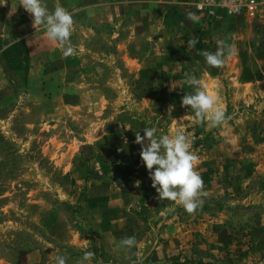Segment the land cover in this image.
<instances>
[{"label":"rangeland","instance_id":"1","mask_svg":"<svg viewBox=\"0 0 264 264\" xmlns=\"http://www.w3.org/2000/svg\"><path fill=\"white\" fill-rule=\"evenodd\" d=\"M194 1L44 0L73 15L67 57L20 0L0 6V264H264V25ZM220 40L235 54L213 68L200 53ZM188 76L226 124L182 106ZM146 127L189 134L208 193L194 215L151 186Z\"/></svg>","mask_w":264,"mask_h":264},{"label":"clouds","instance_id":"2","mask_svg":"<svg viewBox=\"0 0 264 264\" xmlns=\"http://www.w3.org/2000/svg\"><path fill=\"white\" fill-rule=\"evenodd\" d=\"M8 0H0V6H6ZM20 5L33 18V27L40 26L45 30L49 41L59 45L63 56L73 54L70 37L74 26L72 13L57 4L54 11H49L44 0H20ZM187 17L193 23L201 19L194 12L187 13ZM199 41L190 38L187 41L188 49H195ZM208 66L222 68L225 60L235 54L233 45L224 40L217 41L215 52L203 51L200 53ZM185 83L193 88V94H185L182 97V106L190 107L196 121L207 124L208 127H219L228 122L230 117L220 106V98L211 95L207 91V84L195 76H188ZM156 127L143 129L144 135L136 134L135 143L141 146L140 157L149 172L152 181L151 186L156 190L160 200H169L182 206L189 215H194L198 208L202 207V197L208 193L204 190L201 176L196 171L199 156L191 150V141L186 131L177 129L173 134L157 137ZM139 186V181H137ZM135 237H127L119 242L120 246L132 248L136 246ZM95 252L86 250L80 264L91 261ZM56 264H66L67 257L58 255ZM97 264H103L98 260Z\"/></svg>","mask_w":264,"mask_h":264},{"label":"built area","instance_id":"3","mask_svg":"<svg viewBox=\"0 0 264 264\" xmlns=\"http://www.w3.org/2000/svg\"><path fill=\"white\" fill-rule=\"evenodd\" d=\"M264 5V0H195L194 7L198 12L209 14L241 15L253 6Z\"/></svg>","mask_w":264,"mask_h":264},{"label":"crops","instance_id":"4","mask_svg":"<svg viewBox=\"0 0 264 264\" xmlns=\"http://www.w3.org/2000/svg\"><path fill=\"white\" fill-rule=\"evenodd\" d=\"M235 18H233L234 20H242V19H245V20H248V21H252V22H257L258 23V26L263 23L264 25V7H261L260 8L258 7V10L256 13H250V11H248L245 15H236V16H233Z\"/></svg>","mask_w":264,"mask_h":264},{"label":"trees","instance_id":"5","mask_svg":"<svg viewBox=\"0 0 264 264\" xmlns=\"http://www.w3.org/2000/svg\"><path fill=\"white\" fill-rule=\"evenodd\" d=\"M6 42H7L6 40H3V41L0 40V50L2 49L4 44H6ZM61 178L64 179V180H69L70 183H73V180L69 179V176L67 174L62 175ZM202 264H212V263H202Z\"/></svg>","mask_w":264,"mask_h":264}]
</instances>
